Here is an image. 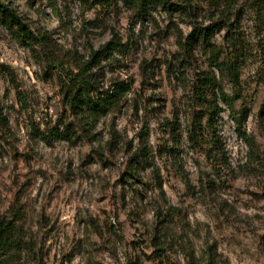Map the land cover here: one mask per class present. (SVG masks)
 Instances as JSON below:
<instances>
[{
    "label": "clouds",
    "instance_id": "clouds-1",
    "mask_svg": "<svg viewBox=\"0 0 264 264\" xmlns=\"http://www.w3.org/2000/svg\"><path fill=\"white\" fill-rule=\"evenodd\" d=\"M0 264H264V0H0Z\"/></svg>",
    "mask_w": 264,
    "mask_h": 264
}]
</instances>
